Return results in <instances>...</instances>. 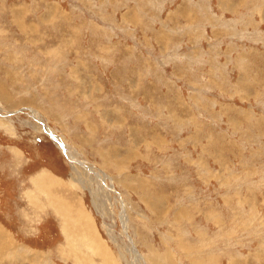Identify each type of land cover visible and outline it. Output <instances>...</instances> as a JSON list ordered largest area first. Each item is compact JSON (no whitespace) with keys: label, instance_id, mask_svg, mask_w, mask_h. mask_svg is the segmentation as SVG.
Wrapping results in <instances>:
<instances>
[{"label":"rangeland","instance_id":"1","mask_svg":"<svg viewBox=\"0 0 264 264\" xmlns=\"http://www.w3.org/2000/svg\"><path fill=\"white\" fill-rule=\"evenodd\" d=\"M0 248L264 264V0H0Z\"/></svg>","mask_w":264,"mask_h":264},{"label":"bare ground","instance_id":"2","mask_svg":"<svg viewBox=\"0 0 264 264\" xmlns=\"http://www.w3.org/2000/svg\"><path fill=\"white\" fill-rule=\"evenodd\" d=\"M34 113V112H33ZM44 127V126H43ZM48 132H49V134L50 133H53L50 129H48ZM51 136H53L54 138L56 137V140H54V141H56L59 145H60V143L58 142L59 141V138L55 135V134H52ZM58 140V141H57ZM61 147V146H60ZM62 151H65V149L64 150H62ZM66 152V151H65ZM68 152V151H67ZM66 156H68V158L70 159V162L73 164L72 166H73V169L74 170H76V172L78 171V169H77V167H76V165H79V163L77 162V160L74 158V157H72V156H69V154L68 153H66ZM74 162L76 163V165H74ZM77 173H79V172H77ZM76 176H77V174H76ZM103 184L104 185H106L105 184V182H103ZM110 190H112V191H114L112 188H110ZM6 245H8L7 243H5L4 244V246L6 247ZM134 249V248H133ZM1 250H3L2 248H0V251ZM135 250V249H134Z\"/></svg>","mask_w":264,"mask_h":264}]
</instances>
